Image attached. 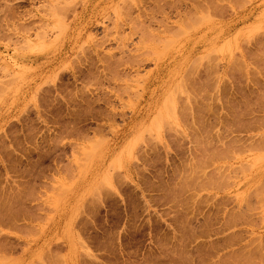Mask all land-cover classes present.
I'll return each mask as SVG.
<instances>
[{"label":"rangeland","instance_id":"rangeland-1","mask_svg":"<svg viewBox=\"0 0 264 264\" xmlns=\"http://www.w3.org/2000/svg\"><path fill=\"white\" fill-rule=\"evenodd\" d=\"M56 1L0 0V264H264V0Z\"/></svg>","mask_w":264,"mask_h":264},{"label":"bare ground","instance_id":"bare-ground-1","mask_svg":"<svg viewBox=\"0 0 264 264\" xmlns=\"http://www.w3.org/2000/svg\"><path fill=\"white\" fill-rule=\"evenodd\" d=\"M55 1H56V0H55ZM56 2H57V1H56ZM53 3H54V2H53ZM58 3H59V2H58ZM60 3H61V2H60ZM51 4H52V3H51ZM56 4H57V3H56ZM56 4H55V5H56ZM65 4H66V2H65ZM68 4H69V3H68ZM62 5H64V4L62 3L60 6H62ZM69 5H70V4H69ZM69 5H65V6H66L65 9L67 8V6L70 7ZM60 6H59V7H60ZM52 7H53V6H52ZM57 7H58V6H57ZM59 7H58V8H59ZM62 7L64 8V6H62ZM63 8H62V9H63ZM50 9H51V8H50ZM65 9H64V10H65ZM67 9H68V8H67ZM52 10H53V9H52ZM56 11H57V10H56ZM54 12H55V11H54ZM56 16H58V15H56ZM59 16H60V15H59ZM61 17H62V16H61ZM50 19H51V17H50ZM212 52H213V51H212ZM212 52H210V53H212ZM228 77H229V76H228ZM258 141H259V140H258ZM229 149H230V148H229ZM227 150H228V149H227ZM258 158H260V157H258ZM249 259H250V258H249ZM234 263H235V262H234ZM247 263H248V262H247ZM255 263H256V262H255Z\"/></svg>","mask_w":264,"mask_h":264}]
</instances>
